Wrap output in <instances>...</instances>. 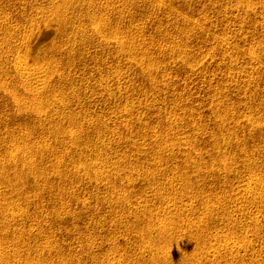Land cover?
<instances>
[{
    "label": "rangeland",
    "instance_id": "1",
    "mask_svg": "<svg viewBox=\"0 0 264 264\" xmlns=\"http://www.w3.org/2000/svg\"><path fill=\"white\" fill-rule=\"evenodd\" d=\"M66 1L0 0V264H264V0Z\"/></svg>",
    "mask_w": 264,
    "mask_h": 264
},
{
    "label": "bare ground",
    "instance_id": "2",
    "mask_svg": "<svg viewBox=\"0 0 264 264\" xmlns=\"http://www.w3.org/2000/svg\"><path fill=\"white\" fill-rule=\"evenodd\" d=\"M64 1H66V0H63V3H64ZM69 1V0H68ZM74 1V0H73ZM73 1H71V2H73ZM76 1V0H75ZM91 1V0H90ZM62 2V1H61ZM67 2V1H66ZM65 2V3H66ZM82 3L83 2H85V1H81ZM89 2V1H88ZM87 2V3H88ZM64 3V4H65ZM68 3V2H67ZM74 3V2H73ZM72 3V4H73ZM86 3V2H85ZM86 3V4H87ZM76 4V3H75ZM79 4H81L80 2H79ZM78 4V5H79ZM70 5V4H69ZM74 5V4H73ZM69 7V6H68ZM71 7V6H70ZM76 7V6H75ZM60 10V9H59ZM56 11V10H55ZM38 12H40V11H38ZM42 12V11H41ZM57 12V14H58V12L59 11H56ZM74 12V11H73ZM61 13V12H60ZM63 13V12H62ZM39 14V13H38ZM65 14V13H64ZM64 14H60V15H56V16H58V18H59V16L61 17V20H62V18H64V20H65V17L66 16H62V15H64ZM63 20V21H64ZM66 22H67V18H66ZM62 23H64V22H62ZM64 24H67V23H64ZM69 24V23H68ZM102 24V23H101ZM63 25V24H62ZM62 27V26H61ZM63 27H65V25L63 26ZM68 27V26H67ZM66 28V27H65ZM96 28V27H95ZM47 30H48V28H46ZM63 29V28H62ZM96 29H98V28H96ZM65 30V29H64ZM99 30H101V29H99ZM46 31V30H45ZM50 31L52 32V30L50 29ZM50 31H47V32H49V33H51ZM95 31H97L98 32V30H95ZM31 32V31H30ZM33 33V32H32ZM29 34V33H28ZM31 34V33H30ZM46 34V33H45ZM96 34H98V33H96ZM99 34H101L100 33V31H99ZM116 34V33H115ZM118 34V33H117ZM32 35H34V34H32ZM49 34H47V36H48ZM47 36H43V38H42V36H41V38H40V40L42 41V40H44ZM115 36V35H114ZM45 37V38H44ZM51 37V36H50ZM119 37H120V34H119ZM115 38V37H114ZM116 38L118 39V37L116 36ZM115 38V39H116ZM121 38V37H120ZM116 39V40H117ZM26 40V39H25ZM28 40V39H27ZM26 40V41H27ZM119 40V39H118ZM123 40V39H122ZM24 41V40H23ZM25 41V42H26ZM28 41H30V40H28ZM121 41V40H120ZM21 44H23V43H21ZM29 44V43H28ZM25 46V45H24ZM13 53V52H12ZM15 54V53H14ZM18 54V53H17ZM17 54H16V56H17ZM21 55V54H20ZM20 55H19V57H20ZM8 56H10V55H8ZM15 56V55H14ZM13 56V57H14ZM22 57V56H21ZM25 58H27V57H25ZM11 60H12V57L10 58ZM13 59H15V57L13 58ZM22 59V58H21ZM23 60H24V57H23ZM15 61V60H14ZM14 61H13V64H14ZM25 61V60H24ZM27 61V60H26ZM25 61V62H26ZM16 63H15V65L13 66V67H15L16 68V72H15V74H17V76L19 77V80H20V82L26 87V91L31 95V96H33V97H37L39 94H40V92L47 86V83H48V80L51 78L50 76H52V73H50L51 71H48L47 69H44V67L46 66H44V67H42L44 64H41V67H38L37 68V66L36 65H34V66H36L35 68H31L29 65H22V64H20L19 63V61H15ZM20 62H22V61H20ZM29 62V61H28ZM27 63V62H26ZM49 63V62H48ZM53 63V62H52ZM25 64V63H24ZM51 64V63H50ZM52 66V65H51ZM53 66H55L56 67V65H54L53 64ZM46 67H49V66H46ZM55 67H51L52 69H55ZM49 69V68H48ZM50 70V69H49ZM56 70V69H55ZM54 70V71H55ZM57 70H58V68H57ZM53 71V70H52ZM53 71V72H54ZM51 74V75H50ZM54 74V73H53ZM16 76V77H17ZM34 107V106H33ZM37 107V106H36ZM35 107V108H36ZM32 108V107H31ZM34 108V109H35ZM39 108V110H40V107H38ZM42 108V107H41ZM59 109V108H58ZM44 110V109H43ZM33 111V110H32ZM35 111H36V109H35ZM42 111V110H41ZM40 111V112H41ZM56 111V110H55ZM59 112H61V111H59ZM42 114V113H41ZM75 135L73 134V133H71L70 134V139L73 141V139L72 138H75L74 137ZM15 149V148H14ZM18 150V149H17ZM18 152H20L19 150H18ZM21 152H22V150H21ZM16 153V152H15ZM32 173V172H31ZM35 174V173H34ZM38 174V173H37ZM32 176V175H31ZM35 178H36V176H35ZM258 180V179H257ZM15 193V192H14ZM175 206V205H174ZM190 206V205H189ZM128 219H130V218H128ZM162 223V222H161ZM160 223V224H161ZM166 225V224H165ZM165 225H161L162 226V228H163V226H165ZM148 226V225H147ZM159 227H160V225H159ZM167 227V226H166ZM159 229V228H158ZM161 229V228H160ZM163 230H164V228H163ZM163 230H161V232H163ZM168 230V229H167ZM167 230H166V232H167ZM146 231V230H145ZM165 232V231H164ZM173 253V252H172ZM214 253V252H213ZM215 254V253H214ZM204 255V254H203ZM202 256V255H201ZM203 257H205V256H203ZM202 257V258H203ZM206 257H208V256H206ZM205 257V258H206ZM213 257L215 258V256L213 255ZM206 259H208V258H206ZM217 259V258H216ZM125 264V263H124Z\"/></svg>",
    "mask_w": 264,
    "mask_h": 264
}]
</instances>
